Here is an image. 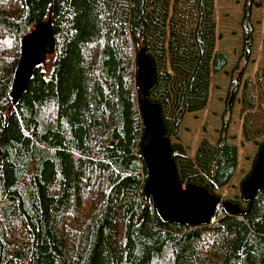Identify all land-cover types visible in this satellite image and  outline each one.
<instances>
[{
  "label": "trees",
  "instance_id": "obj_1",
  "mask_svg": "<svg viewBox=\"0 0 264 264\" xmlns=\"http://www.w3.org/2000/svg\"><path fill=\"white\" fill-rule=\"evenodd\" d=\"M252 5L243 7L245 62ZM214 12V0H0V264H264V189L242 215L220 206L209 225L192 227L161 220L143 191L137 53L154 62L149 100L165 136L177 137L228 64L215 50ZM48 20L52 60L13 105L21 41ZM244 89L243 140L261 147L264 68ZM228 128L229 119L194 159L171 145L182 185L214 194L229 183L238 147Z\"/></svg>",
  "mask_w": 264,
  "mask_h": 264
},
{
  "label": "water",
  "instance_id": "obj_2",
  "mask_svg": "<svg viewBox=\"0 0 264 264\" xmlns=\"http://www.w3.org/2000/svg\"><path fill=\"white\" fill-rule=\"evenodd\" d=\"M54 50L50 20L36 24L23 37L11 88L13 105L26 93L35 69ZM136 69L137 103L143 124L139 149L147 173L143 191L159 217L164 222L192 227L209 225L220 206L227 215H242L243 207L239 204L224 201L201 186L181 184L170 139L165 136L162 110L149 100L155 87V66L144 49L137 53ZM261 189H264V145L259 148L253 167L241 184L242 199L244 202L252 200Z\"/></svg>",
  "mask_w": 264,
  "mask_h": 264
},
{
  "label": "rangeland",
  "instance_id": "obj_3",
  "mask_svg": "<svg viewBox=\"0 0 264 264\" xmlns=\"http://www.w3.org/2000/svg\"><path fill=\"white\" fill-rule=\"evenodd\" d=\"M171 1V0H170ZM245 0H214L215 50L228 57L226 68L210 78L206 107L184 116L177 137L172 144H180L190 159H194L200 144L215 146L225 120L229 119L227 142L238 147V165L229 181L214 193L222 200L244 207L241 184L250 173L259 145L245 143L242 136V97L245 85L254 79L259 68H264V0H253L251 6V46L247 62L241 57L248 41L242 27ZM260 5V6H256ZM241 57V58H240ZM52 55L44 62H51ZM230 113V114H229ZM264 143V137L259 140Z\"/></svg>",
  "mask_w": 264,
  "mask_h": 264
},
{
  "label": "bare ground",
  "instance_id": "obj_4",
  "mask_svg": "<svg viewBox=\"0 0 264 264\" xmlns=\"http://www.w3.org/2000/svg\"><path fill=\"white\" fill-rule=\"evenodd\" d=\"M18 64V63H17ZM44 64V63H43ZM138 104V103H137ZM140 112V111H139ZM144 164V163H143ZM148 200V199H147ZM162 220V219H161Z\"/></svg>",
  "mask_w": 264,
  "mask_h": 264
},
{
  "label": "flooded vegetation",
  "instance_id": "obj_5",
  "mask_svg": "<svg viewBox=\"0 0 264 264\" xmlns=\"http://www.w3.org/2000/svg\"><path fill=\"white\" fill-rule=\"evenodd\" d=\"M260 148V147H259ZM259 150V149H258Z\"/></svg>",
  "mask_w": 264,
  "mask_h": 264
},
{
  "label": "built area",
  "instance_id": "obj_6",
  "mask_svg": "<svg viewBox=\"0 0 264 264\" xmlns=\"http://www.w3.org/2000/svg\"><path fill=\"white\" fill-rule=\"evenodd\" d=\"M213 220V219H212Z\"/></svg>",
  "mask_w": 264,
  "mask_h": 264
}]
</instances>
